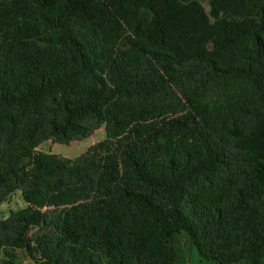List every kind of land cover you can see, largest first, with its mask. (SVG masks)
Instances as JSON below:
<instances>
[{
	"label": "trees",
	"instance_id": "trees-1",
	"mask_svg": "<svg viewBox=\"0 0 264 264\" xmlns=\"http://www.w3.org/2000/svg\"><path fill=\"white\" fill-rule=\"evenodd\" d=\"M16 192L0 264H264V0H0Z\"/></svg>",
	"mask_w": 264,
	"mask_h": 264
},
{
	"label": "rangeland",
	"instance_id": "rangeland-1",
	"mask_svg": "<svg viewBox=\"0 0 264 264\" xmlns=\"http://www.w3.org/2000/svg\"><path fill=\"white\" fill-rule=\"evenodd\" d=\"M204 7L208 11V7L206 3H203ZM105 138V133L103 128L97 130L92 136L89 138L80 141V142H72L68 146L58 144L54 140H49L40 144L37 147L38 152L43 153H52L59 155L66 159H75L79 157L81 154L85 153L89 148L93 147L94 145L100 143ZM25 206L23 200L21 199L20 193L16 192L6 198L0 204V220L5 219L11 211H17L22 209ZM37 233L42 234V232L38 231V229L33 228L29 232V238H33ZM178 247H177V254L178 259L176 264H212L206 261H202L198 258L197 253L194 249L188 250L186 249L181 240L177 238ZM19 257L22 261V264H33L31 260L26 256L23 251L18 252ZM2 255L0 254V261L2 259Z\"/></svg>",
	"mask_w": 264,
	"mask_h": 264
}]
</instances>
